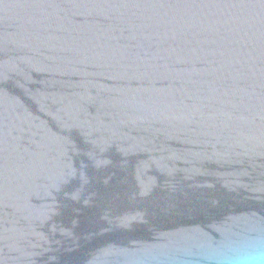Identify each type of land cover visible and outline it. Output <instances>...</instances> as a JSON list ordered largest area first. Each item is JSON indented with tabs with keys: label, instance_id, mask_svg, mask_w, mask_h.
Here are the masks:
<instances>
[{
	"label": "water",
	"instance_id": "1",
	"mask_svg": "<svg viewBox=\"0 0 264 264\" xmlns=\"http://www.w3.org/2000/svg\"><path fill=\"white\" fill-rule=\"evenodd\" d=\"M237 236H264V0H0V264Z\"/></svg>",
	"mask_w": 264,
	"mask_h": 264
},
{
	"label": "clouds",
	"instance_id": "2",
	"mask_svg": "<svg viewBox=\"0 0 264 264\" xmlns=\"http://www.w3.org/2000/svg\"><path fill=\"white\" fill-rule=\"evenodd\" d=\"M206 264H264V236H237L207 247Z\"/></svg>",
	"mask_w": 264,
	"mask_h": 264
}]
</instances>
